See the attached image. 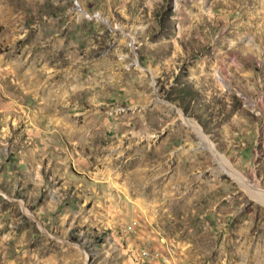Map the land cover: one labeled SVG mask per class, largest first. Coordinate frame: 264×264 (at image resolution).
Segmentation results:
<instances>
[{
    "label": "rangeland",
    "instance_id": "374dc122",
    "mask_svg": "<svg viewBox=\"0 0 264 264\" xmlns=\"http://www.w3.org/2000/svg\"><path fill=\"white\" fill-rule=\"evenodd\" d=\"M216 156L264 193V0H0V264H264Z\"/></svg>",
    "mask_w": 264,
    "mask_h": 264
},
{
    "label": "bare ground",
    "instance_id": "6f19581e",
    "mask_svg": "<svg viewBox=\"0 0 264 264\" xmlns=\"http://www.w3.org/2000/svg\"><path fill=\"white\" fill-rule=\"evenodd\" d=\"M220 157V156H219ZM216 156V159L219 163V165L221 166L222 170L224 172H228L232 178L237 181L240 186H242L243 189L246 190V192L248 193V195L254 199L255 201H257L258 203H261L262 205H264V193H262L261 191L259 190H256V189H252L250 187H248L246 185V182H244L240 177H238L236 174H234L231 169L227 168V166L225 165L223 159L219 158ZM137 174V173H136ZM139 179V178H138Z\"/></svg>",
    "mask_w": 264,
    "mask_h": 264
}]
</instances>
